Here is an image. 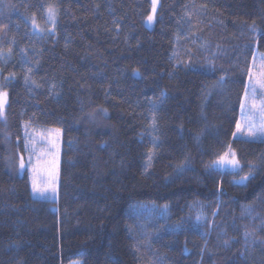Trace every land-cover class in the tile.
Masks as SVG:
<instances>
[{
    "label": "trees",
    "instance_id": "trees-1",
    "mask_svg": "<svg viewBox=\"0 0 264 264\" xmlns=\"http://www.w3.org/2000/svg\"><path fill=\"white\" fill-rule=\"evenodd\" d=\"M150 7L0 0V264H264V137L234 138L264 0H159L151 30ZM26 126L60 131L54 208L9 165ZM229 149L239 169L215 168Z\"/></svg>",
    "mask_w": 264,
    "mask_h": 264
},
{
    "label": "rangeland",
    "instance_id": "rangeland-1",
    "mask_svg": "<svg viewBox=\"0 0 264 264\" xmlns=\"http://www.w3.org/2000/svg\"><path fill=\"white\" fill-rule=\"evenodd\" d=\"M154 0H151L150 12L144 20L145 27L151 30L154 27L156 19L159 0H155V12H153ZM45 11V20L43 24H39L33 18L29 21L32 26L31 29L37 35H47L53 30V23L55 19L49 17L48 8ZM152 16L151 21L148 17ZM248 29L256 34L258 33V27L254 24H250ZM177 55V52L176 54ZM264 53L260 52L256 47L253 49L250 68L248 71V79L246 84V91L241 103L240 115L238 123L241 125V131L235 129L234 138H241L247 140H261L264 136H248V125L254 127H260L264 123ZM0 92H5L0 85ZM7 108V95L4 98V104L2 114H0V120H4L6 116ZM61 134L56 128H33L26 126L23 132V151L16 152V155L11 156L9 159V165H14L15 170L19 175H22L24 171L27 172L30 182L31 193L35 198L49 201L51 208L56 204L58 196V170L60 165L61 154ZM233 150L229 149L227 153L214 163V167L217 169H226L229 171H237L240 167L233 166L230 163L233 159L238 160L236 154L233 157ZM21 158L24 162L23 169L20 168ZM10 166V167H11ZM247 180V177L238 178L235 180L238 184H243ZM35 181L37 191H33V182ZM190 221L200 230L206 223L208 216L206 210L200 204H195L191 208ZM136 213L140 218L141 225L153 222L157 219H165L167 216L166 208L156 206H139L136 208ZM69 264H81L80 261H72Z\"/></svg>",
    "mask_w": 264,
    "mask_h": 264
},
{
    "label": "snow or ice",
    "instance_id": "snow-or-ice-1",
    "mask_svg": "<svg viewBox=\"0 0 264 264\" xmlns=\"http://www.w3.org/2000/svg\"><path fill=\"white\" fill-rule=\"evenodd\" d=\"M155 8H156V5H155V0H154V3H153V12H155ZM48 13H49V17L50 18H54V9L50 6L48 8ZM153 19L152 16H149L148 17V20L151 21ZM264 59V58H262ZM264 86V85H262ZM7 93L5 92H0V110H2L3 108V104H4V98L6 97ZM0 114H2V111H0ZM237 127V131H241V125L239 123H237L236 125ZM235 135V133H234ZM247 135L248 136H256V135H261V136H264V123H262L260 125V127H254L252 125H248V132H247ZM233 157L235 156V153H232ZM231 164H233V166L235 167H238L239 166V161L233 159L232 161H230ZM24 167V162H23V159L21 158V161H20V168L23 169ZM33 191H37V188H36V184H35V181L33 182Z\"/></svg>",
    "mask_w": 264,
    "mask_h": 264
}]
</instances>
